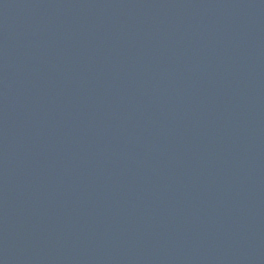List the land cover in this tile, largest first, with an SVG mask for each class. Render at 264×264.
<instances>
[{
	"label": "water",
	"instance_id": "water-1",
	"mask_svg": "<svg viewBox=\"0 0 264 264\" xmlns=\"http://www.w3.org/2000/svg\"><path fill=\"white\" fill-rule=\"evenodd\" d=\"M0 264H264V0H0Z\"/></svg>",
	"mask_w": 264,
	"mask_h": 264
}]
</instances>
